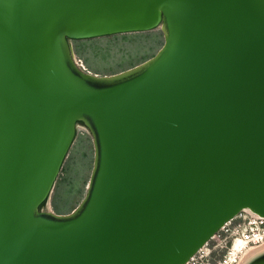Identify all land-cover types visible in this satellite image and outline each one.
<instances>
[{
	"label": "water",
	"instance_id": "obj_1",
	"mask_svg": "<svg viewBox=\"0 0 264 264\" xmlns=\"http://www.w3.org/2000/svg\"><path fill=\"white\" fill-rule=\"evenodd\" d=\"M155 27L129 66L75 58ZM79 120L85 191L54 211ZM241 209L264 215V0H0V264H182Z\"/></svg>",
	"mask_w": 264,
	"mask_h": 264
},
{
	"label": "rangeland",
	"instance_id": "obj_2",
	"mask_svg": "<svg viewBox=\"0 0 264 264\" xmlns=\"http://www.w3.org/2000/svg\"><path fill=\"white\" fill-rule=\"evenodd\" d=\"M116 33L117 34L106 33L103 36L95 37H100L99 40H96L99 45L103 43L109 44L107 52L105 51V53H103L99 51L95 54V61L100 66V69H97L98 72L118 70L127 65L129 66L132 62H136L143 57L149 56L157 49L163 39L162 32L158 27L131 31V34L127 35L125 38L122 37L123 32ZM77 41H79L77 38L71 39L73 50ZM85 66L94 71L91 67ZM92 158L93 144L91 133L88 128L79 121L73 140L62 160L49 195L42 206L61 212L68 211L75 206L85 191V184L92 165ZM211 241L213 240H210L209 244ZM209 244H206L196 253L197 259H204L205 256L201 253L204 252V249H207L206 246ZM260 245H264V242H258V244L256 243L251 246L255 248ZM221 251L222 249H219L214 254L208 253L209 255H207V257H216ZM247 254L248 253H246L245 256ZM244 257L241 258L240 255L237 261L238 263L236 262V264H240ZM196 264L203 263L202 261H198Z\"/></svg>",
	"mask_w": 264,
	"mask_h": 264
},
{
	"label": "built area",
	"instance_id": "obj_3",
	"mask_svg": "<svg viewBox=\"0 0 264 264\" xmlns=\"http://www.w3.org/2000/svg\"><path fill=\"white\" fill-rule=\"evenodd\" d=\"M75 58L84 65L81 57L75 54ZM236 238L238 241L235 240ZM210 240L213 241L209 244ZM262 241H264V215L241 209L232 218L226 220L182 264H196L198 261H202L203 264H235L245 248ZM206 244H209L206 246L207 249L201 253L204 254V259H197L196 253ZM219 249L222 251L216 257H207Z\"/></svg>",
	"mask_w": 264,
	"mask_h": 264
},
{
	"label": "trees",
	"instance_id": "obj_4",
	"mask_svg": "<svg viewBox=\"0 0 264 264\" xmlns=\"http://www.w3.org/2000/svg\"><path fill=\"white\" fill-rule=\"evenodd\" d=\"M114 34H117L116 32H114ZM131 34V31H127V32H123L122 37H126L127 35ZM102 35H97V36H103ZM96 36H89V37H77V39L79 41H77L74 45V51L75 53L81 57L83 63L85 65H87L88 67H91L92 69H94V71H98L97 69H100V66L97 64V62L95 61V54H97V52L101 51L103 53H105V51H108V46L109 44H100L96 42V40L99 38H95ZM95 40V41H94ZM99 45V46H98ZM100 49V50H99ZM103 49V51H102ZM145 57H143L142 59H144ZM140 59V60H142ZM138 60V61H140ZM136 61V62H138ZM136 62H132L136 63ZM129 64V65H131ZM128 66V65H127ZM123 68V67H122ZM120 69V68H119ZM115 71V70H112ZM80 121V120H79ZM44 201H42L40 203V205L43 204Z\"/></svg>",
	"mask_w": 264,
	"mask_h": 264
},
{
	"label": "bare ground",
	"instance_id": "obj_5",
	"mask_svg": "<svg viewBox=\"0 0 264 264\" xmlns=\"http://www.w3.org/2000/svg\"><path fill=\"white\" fill-rule=\"evenodd\" d=\"M246 208H248V207H246ZM248 210V209H247ZM251 212H253V211H251ZM254 213H256V212H254ZM256 214H259V213H256ZM260 215H262V214H260ZM236 241H238V239L236 238L235 239ZM262 242H264V241H262ZM258 244V243H257ZM204 247V245L201 247V248H203ZM201 248H199V249H201ZM253 248V246H250V247H248V248H245L246 250H244L242 253H241V258H243L244 256H245V254L246 253H248L251 249ZM240 258V257H239ZM238 261V260H237ZM238 263V262H237ZM236 264V263H235Z\"/></svg>",
	"mask_w": 264,
	"mask_h": 264
}]
</instances>
